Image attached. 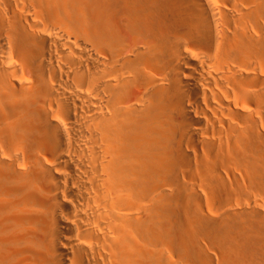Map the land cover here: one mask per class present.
Returning <instances> with one entry per match:
<instances>
[{"label":"bare ground","instance_id":"6f19581e","mask_svg":"<svg viewBox=\"0 0 264 264\" xmlns=\"http://www.w3.org/2000/svg\"><path fill=\"white\" fill-rule=\"evenodd\" d=\"M0 264H264V0H0Z\"/></svg>","mask_w":264,"mask_h":264}]
</instances>
